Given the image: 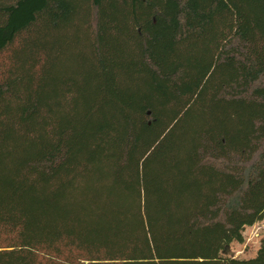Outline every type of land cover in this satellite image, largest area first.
Here are the masks:
<instances>
[{
	"label": "trees",
	"instance_id": "trees-1",
	"mask_svg": "<svg viewBox=\"0 0 264 264\" xmlns=\"http://www.w3.org/2000/svg\"><path fill=\"white\" fill-rule=\"evenodd\" d=\"M264 0H0V264H264Z\"/></svg>",
	"mask_w": 264,
	"mask_h": 264
},
{
	"label": "rangeland",
	"instance_id": "rangeland-1",
	"mask_svg": "<svg viewBox=\"0 0 264 264\" xmlns=\"http://www.w3.org/2000/svg\"><path fill=\"white\" fill-rule=\"evenodd\" d=\"M264 236V220L252 226L246 227L243 231V243L233 242L225 251L224 256L241 259L252 258L260 246V241Z\"/></svg>",
	"mask_w": 264,
	"mask_h": 264
},
{
	"label": "water",
	"instance_id": "water-1",
	"mask_svg": "<svg viewBox=\"0 0 264 264\" xmlns=\"http://www.w3.org/2000/svg\"><path fill=\"white\" fill-rule=\"evenodd\" d=\"M228 249V247L226 248V250Z\"/></svg>",
	"mask_w": 264,
	"mask_h": 264
}]
</instances>
